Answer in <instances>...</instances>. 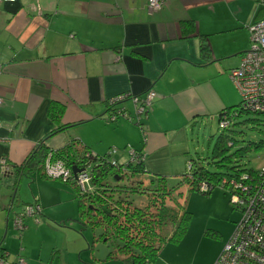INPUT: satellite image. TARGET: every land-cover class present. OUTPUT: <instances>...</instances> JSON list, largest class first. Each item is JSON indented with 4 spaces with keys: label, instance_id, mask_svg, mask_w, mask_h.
Segmentation results:
<instances>
[{
    "label": "crops",
    "instance_id": "crops-1",
    "mask_svg": "<svg viewBox=\"0 0 264 264\" xmlns=\"http://www.w3.org/2000/svg\"><path fill=\"white\" fill-rule=\"evenodd\" d=\"M261 19L264 0H164L155 11L147 0L1 3L0 162L20 164L39 139L65 125L49 146L76 139L90 153L125 164L131 147L145 154V177L178 180L198 155L200 135L207 136L203 125L218 124L219 113L240 102L229 71L249 47L247 25ZM149 90L156 96L140 122L130 100L121 103L130 117L120 112L109 119L110 99ZM55 102L63 107L53 120L49 113ZM16 179L0 175V255L6 258L0 264L20 256L26 264H113L99 263L91 250L92 255L83 256V238L74 244L68 230L53 223L66 214L46 212L61 203L74 204L70 184L38 173ZM28 185L29 190L22 189ZM227 195L217 188L206 197L216 223L236 222ZM191 200L192 195L187 206L197 213ZM32 202L41 205L40 222L30 224L34 218L28 217V226L18 233L11 218ZM205 225L197 232L201 241L208 238ZM191 227L181 242L163 248L158 264H214L225 240L213 224L215 247H206L191 263L182 259L185 246L196 250L190 244ZM92 238L86 236L88 242Z\"/></svg>",
    "mask_w": 264,
    "mask_h": 264
},
{
    "label": "trees",
    "instance_id": "trees-1",
    "mask_svg": "<svg viewBox=\"0 0 264 264\" xmlns=\"http://www.w3.org/2000/svg\"><path fill=\"white\" fill-rule=\"evenodd\" d=\"M62 107L59 102L51 104L49 115L53 120L59 116ZM244 114L253 115L254 117L247 119L256 120L257 123L261 121L257 115L264 117V112L250 111L242 102L223 109L218 119H225L227 123L223 127L217 126L218 135L213 143L210 158L206 160L200 154L192 157L190 166L180 175L174 186L169 185L164 175L145 177L144 160L125 164L108 156H96L76 139L58 148L49 146L50 138L67 127L65 125L54 128L39 139L20 164H12L6 160L4 163L7 169L3 171L0 168V175L3 178L15 175V183L18 182L19 176L31 173L51 179L54 177L47 174L46 162L61 160L65 167L71 170V177L65 180L60 177L57 179L70 184L74 189L79 222L84 228L100 231L89 243L90 250L93 252L96 242L104 241L110 245L104 262L119 256L125 264H158V257L163 248L168 244L181 242L191 224L192 213L187 206L188 195L182 202L175 197L181 185H188V193L197 191L210 195L213 190L219 188L230 196V191L242 193L230 183L231 181L251 183L252 188H258L260 182L264 181V174L259 173L262 168L239 165L246 150L250 146H264V140L248 141L247 146L236 147V141L230 136L231 132H235L233 125L238 124ZM73 167L88 168L89 188H80L74 179ZM243 174H247L248 179H242ZM144 178L148 180L146 184ZM202 184L205 189H201ZM137 186L143 187L144 198L137 199L130 194L137 191ZM41 215L42 208L40 213L33 215L34 220H40ZM26 219L23 225H26ZM25 228L24 226L16 231L21 233ZM204 234L209 238H218L215 231L205 230ZM3 255L5 254L0 255V259L5 262ZM98 262L100 263V259Z\"/></svg>",
    "mask_w": 264,
    "mask_h": 264
},
{
    "label": "built area",
    "instance_id": "built-area-1",
    "mask_svg": "<svg viewBox=\"0 0 264 264\" xmlns=\"http://www.w3.org/2000/svg\"><path fill=\"white\" fill-rule=\"evenodd\" d=\"M18 0H0L1 3H13ZM263 1V0H261ZM164 4V0H147L149 10H159ZM250 32V43L248 49L242 54L238 66L229 71V77L237 88L240 95V102L250 111L264 112V19L252 22L247 25ZM156 94L149 90L141 95L127 96L118 95L109 100V119L113 120L120 112L122 115H130L122 106L124 100H130L134 107L135 121L140 122L147 114ZM2 98L0 97V105ZM225 119H218V126L226 125ZM1 124V122H0ZM128 162L134 163L145 160V154L134 148L128 150ZM49 160V159H48ZM2 160L0 168L6 171L7 166ZM114 163V161L112 160ZM190 164L188 165V167ZM259 173L264 174V167ZM46 172L54 178L62 180L71 177V170L67 169L61 160L46 162ZM242 179H248L247 174H243ZM74 179L80 188H89L88 168L82 167L74 174ZM242 193H229V201L234 208L240 212V218L235 222L231 235L224 242L214 264H264V181H261L258 188H252L251 183L243 184L231 181ZM206 187L202 184L201 189ZM41 206L38 202L24 205L22 209L15 213L12 218V226L15 229H22L26 225L24 220L28 217L40 213ZM38 219L35 218V221ZM1 261V259H0ZM14 264H26L25 259L20 256Z\"/></svg>",
    "mask_w": 264,
    "mask_h": 264
},
{
    "label": "rangeland",
    "instance_id": "rangeland-1",
    "mask_svg": "<svg viewBox=\"0 0 264 264\" xmlns=\"http://www.w3.org/2000/svg\"><path fill=\"white\" fill-rule=\"evenodd\" d=\"M254 117L253 115H248V114H244L240 117L238 124L233 125V129H235V132H231L230 136H232L234 138V140L236 141V147H240V146H247V142L248 141H260V140H264V117H261V115H257V118H260L261 121L260 122H256V120H249L247 118H252ZM215 121V122H214ZM212 122H214L213 124L208 123V125H203L204 127H207L205 130V133L207 134V136L205 137V139H202L201 135H200V149L198 150V154L201 155L202 158H205L206 160H208L210 158L211 155V151H212V147H213V143L215 142L216 136L218 135V124L217 121L214 120ZM202 131H204V129H202ZM209 138V140H208ZM233 147V148H236ZM241 160L239 161V165L241 166H246V167H252V168H261L262 166H264V146L261 147H254V146H250L248 150H246L245 154H243V156L240 158ZM26 181L30 182L31 178H25ZM51 181H56L58 183L62 182L64 183L62 180H59L57 178H51ZM144 182L145 184L148 182V180L146 178H144ZM169 185H175L177 182L176 181H169L168 182ZM143 185V187H145L146 185ZM28 186H22V189H30L28 188ZM143 187H136L137 191L132 192L130 194H132L134 197H137V199L140 198H144V194L143 192ZM188 185L184 184L181 185V187L178 189V191H176L175 197L180 200L181 202L184 200V198L186 197V195H188L187 197L189 198L192 195V200L191 203L193 205H195L194 209H196L198 215L193 216V214H197V213H192V221L191 223H193V227H191V235H194V238H192V240H190V244H193V248L196 249L194 252L189 251L187 248H183V253H182V259L184 260H188L189 263L192 262V260H194L196 257L201 256L202 253L205 251L204 249L206 247H210V250H212L215 247V244H212V240L211 238H206L203 241H201L200 235L199 233L197 234V232H199V230L201 229V227L204 225V223L206 224L205 226V230H209L211 232L216 231L214 229V227H211V224L215 225L218 229H220V236L219 239H223V240H227L228 237L231 235L233 228L235 226V223H228L227 220H223L221 219V221L219 222H214L211 218V215L213 214V210L212 209H207V205H208V201L206 200V197L209 195L206 194H201L197 191H193L191 193H188ZM195 194L201 196V198H195ZM71 197V196H70ZM228 197V195H227ZM187 198V200H188ZM195 198V199H194ZM77 199V198H76ZM76 199H72L69 202H74V204L71 203H61L59 204V206H52L51 209L49 211L46 210V212H48V214H52V213H61L64 212L66 215L58 220H54L53 223L56 224L57 226L60 227H64L65 229H67L68 231L66 232L70 239L72 240V242L75 243H79L80 239L83 238V256H86L87 254L92 255L90 248L88 247L89 242L86 240V236H89L92 234V236H94L93 234V230L91 228H84L81 224V222H79V214L77 212V200ZM229 200V197H228ZM192 205V206H193ZM198 205V206H197ZM202 212V213H200ZM200 213V214H199ZM202 214H207V215H202ZM218 215H223V213H217ZM234 215L235 218L232 219V221H237L240 218V212L238 210H234ZM57 217V216H55ZM28 219V218H27ZM27 219H26V227L28 226L27 224ZM194 219V220H193ZM30 224L33 225H38V223L35 221L34 219H29ZM12 223V222H10ZM229 224H232L233 227H229ZM12 225V224H11ZM13 227V226H12ZM83 227V228H81ZM95 234L100 233L99 230H94ZM199 244H201V246H199ZM224 244V243H223ZM223 246V245H222ZM200 248V249H199ZM110 249V245L108 242H104V241H98L95 243V248L93 249V254L95 257H97L98 259H100V263H124L119 256H117V258L112 259L110 261H106L104 262V258L106 257L108 251ZM198 250L197 255H195L196 251ZM18 258V257H17ZM16 258V260H17ZM15 260V261H16ZM14 261V262H15ZM187 264V263H184Z\"/></svg>",
    "mask_w": 264,
    "mask_h": 264
},
{
    "label": "water",
    "instance_id": "water-1",
    "mask_svg": "<svg viewBox=\"0 0 264 264\" xmlns=\"http://www.w3.org/2000/svg\"><path fill=\"white\" fill-rule=\"evenodd\" d=\"M10 125V124H9ZM81 169H77L76 167H73L74 174L79 172Z\"/></svg>",
    "mask_w": 264,
    "mask_h": 264
},
{
    "label": "bare ground",
    "instance_id": "bare-ground-1",
    "mask_svg": "<svg viewBox=\"0 0 264 264\" xmlns=\"http://www.w3.org/2000/svg\"><path fill=\"white\" fill-rule=\"evenodd\" d=\"M140 123H138V125H139Z\"/></svg>",
    "mask_w": 264,
    "mask_h": 264
}]
</instances>
